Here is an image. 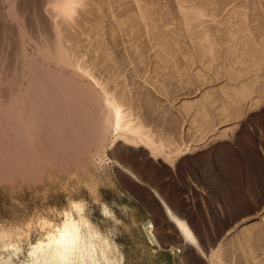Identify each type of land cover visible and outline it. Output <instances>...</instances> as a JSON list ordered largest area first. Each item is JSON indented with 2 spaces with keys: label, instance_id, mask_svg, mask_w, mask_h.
Returning a JSON list of instances; mask_svg holds the SVG:
<instances>
[{
  "label": "rangeland",
  "instance_id": "374dc122",
  "mask_svg": "<svg viewBox=\"0 0 264 264\" xmlns=\"http://www.w3.org/2000/svg\"><path fill=\"white\" fill-rule=\"evenodd\" d=\"M59 1L0 0V88L36 59L145 136L115 127L82 166L0 180V264L35 263L72 224L101 264H264V0ZM47 36L74 65L44 59Z\"/></svg>",
  "mask_w": 264,
  "mask_h": 264
},
{
  "label": "bare ground",
  "instance_id": "6f19581e",
  "mask_svg": "<svg viewBox=\"0 0 264 264\" xmlns=\"http://www.w3.org/2000/svg\"><path fill=\"white\" fill-rule=\"evenodd\" d=\"M61 1L62 6H65L64 3H68V0L66 2L65 0H60L59 2ZM72 3L74 4L73 1ZM67 6L69 5H66L65 9L62 7L63 10H67ZM59 38H45L46 42L42 43L41 47L38 45L41 55L49 62H59L67 66L74 65V60L68 54L66 46L63 45L64 43ZM29 68L30 72L27 69L29 72L26 79L27 86L17 92L18 94L12 92V89H8L6 86L4 89H2L3 87L0 88V180H9L10 177H16L34 182L39 178V174L41 173L39 171L41 169V162L62 169L80 166L82 160L90 152L92 153V148L95 146L100 147L103 141H105L106 136H108V133L115 127H121L133 134L136 132L137 137L142 134L141 126L137 127L132 126L128 122L124 123L123 115L121 116L119 108L120 105L115 104L116 100L114 101V105H111L110 103L113 100L110 101L108 98L109 102L107 103L108 100L106 99L105 102L108 104L106 107L112 106L113 108L111 109L112 111L106 108L109 110L108 112L111 111V115L105 112L103 105L105 99L102 100V97L96 94V91V93L92 91L88 83L76 81L74 78H71V75L70 78L62 77L57 71H52V68L50 69L51 71L48 68L43 69L36 59L31 60ZM86 74L88 75V73ZM10 78L8 72L0 80L5 82ZM142 136L145 135L142 134ZM5 142H8V145H5ZM27 153H31L32 156L27 155ZM43 169H45V166ZM64 171L66 172V170ZM161 201L169 218L175 222L181 231L180 233L184 236V240L195 243L201 251L200 244L195 242L196 240L190 234V229L188 230L185 221L181 220L173 212L171 206L164 199ZM81 239L73 224L64 226L58 234L50 236L48 243H44L39 248L38 260L36 258V262L32 264H72L76 259L79 260L80 264H90L91 262L93 264H101L100 258H97L99 254L98 256L96 254L97 257L94 254L96 251L94 247L90 246L91 249L83 251L82 247L85 241ZM46 240L48 241V238ZM92 245L94 244L92 243ZM101 251L104 254L102 248ZM47 253L52 254L53 258H48L47 256L50 255ZM103 256L106 258V255ZM103 256L101 257L103 258Z\"/></svg>",
  "mask_w": 264,
  "mask_h": 264
}]
</instances>
